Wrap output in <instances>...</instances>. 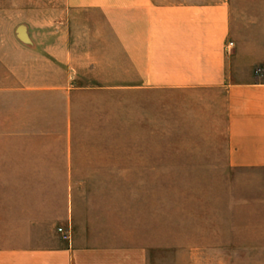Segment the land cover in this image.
Here are the masks:
<instances>
[{"label":"crops","instance_id":"crops-1","mask_svg":"<svg viewBox=\"0 0 264 264\" xmlns=\"http://www.w3.org/2000/svg\"><path fill=\"white\" fill-rule=\"evenodd\" d=\"M57 4L66 16L49 26L48 0H0V22L14 24L0 32V264H159L127 216L97 209L81 185L109 179L80 173L77 138L81 103L107 90L199 104L192 118L221 144L225 165L256 190L263 183L254 198L264 205V25L263 35L252 22L239 35L240 8L264 0ZM262 215L249 229L264 247Z\"/></svg>","mask_w":264,"mask_h":264},{"label":"rangeland","instance_id":"rangeland-1","mask_svg":"<svg viewBox=\"0 0 264 264\" xmlns=\"http://www.w3.org/2000/svg\"><path fill=\"white\" fill-rule=\"evenodd\" d=\"M57 3L42 8L49 26L66 16ZM240 14L242 41L246 23L259 24L263 35L264 7ZM13 25L1 21L0 32ZM138 95L112 89L94 106L81 103L80 173L109 178L81 184L93 206L127 216L130 229L137 227L133 238L151 244L159 264H264V247L252 245L259 232L249 229L262 222L264 205L254 197L263 183L256 190L246 171L225 165L221 144L192 118L199 104L167 91ZM120 174L127 180L118 181Z\"/></svg>","mask_w":264,"mask_h":264},{"label":"built area","instance_id":"built-area-1","mask_svg":"<svg viewBox=\"0 0 264 264\" xmlns=\"http://www.w3.org/2000/svg\"><path fill=\"white\" fill-rule=\"evenodd\" d=\"M231 45V43H230ZM57 231L60 233L61 238L66 241L67 243H69L70 241V232L68 229L63 230L62 228H58Z\"/></svg>","mask_w":264,"mask_h":264}]
</instances>
